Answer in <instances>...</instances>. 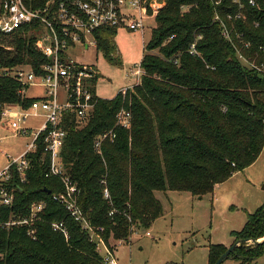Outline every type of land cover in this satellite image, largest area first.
<instances>
[{
  "label": "trees",
  "instance_id": "1",
  "mask_svg": "<svg viewBox=\"0 0 264 264\" xmlns=\"http://www.w3.org/2000/svg\"><path fill=\"white\" fill-rule=\"evenodd\" d=\"M164 2L141 60L145 74L135 90L126 96L119 92L110 99L99 97L82 127L70 115L64 119L68 133L63 162L79 189L86 219L107 243L127 242L133 226L146 228L163 215L156 191H188L202 198L252 165L264 149V76L237 56L239 47L251 59L264 58L259 50L264 47V0L254 5L250 0ZM223 22L238 47L222 34ZM115 31L96 33L97 46L106 56L115 49ZM40 32V25L34 24L0 37V103L31 102L20 97V82L1 72L17 65L39 72L47 62L36 48ZM239 33L250 42L249 48ZM194 42L201 55L190 53ZM121 108L132 113L129 128L116 125ZM110 129L116 137L97 151L95 138ZM29 158L27 181L15 190L14 204L1 207L0 214L24 217L35 201L45 200L47 206L36 223V240L23 226L0 230V264H102L88 231L53 199L64 185L47 175L49 157L41 141ZM13 179L8 186L19 182L16 173ZM53 222H63L67 236L54 230ZM231 234L234 243L263 238L264 204L248 213L243 228ZM209 248L214 264L228 247L217 243ZM263 252L264 242L244 243L230 257L255 264Z\"/></svg>",
  "mask_w": 264,
  "mask_h": 264
},
{
  "label": "built area",
  "instance_id": "2",
  "mask_svg": "<svg viewBox=\"0 0 264 264\" xmlns=\"http://www.w3.org/2000/svg\"><path fill=\"white\" fill-rule=\"evenodd\" d=\"M239 2V0H234ZM162 0H0V37L8 36L24 27L38 24L41 32L36 42V48L47 58L41 65L39 72L30 65H17L12 68H3L1 75L16 79L21 87L19 94L22 99H32L30 103L5 102L0 103V122L6 125L10 121L11 127L17 134L31 136V141L20 156L14 159L0 172V208L12 206L15 199V190L21 183L27 181L30 168V153L38 148L39 141L44 144V153L48 155V176L57 177L64 189L55 192L54 201L62 204L68 213L82 227L88 231L92 241L96 243V250L101 256L102 264H118L111 243H107L101 233L90 225L86 219L78 200L79 189L71 179L67 167L62 159V148L67 136L64 123L65 116L75 121L77 127L85 125L94 113L99 99L95 83L99 71L92 65L76 62L70 55L69 49L81 44L85 48L97 45L96 33L106 28L126 27L130 30H143L145 21L164 6ZM254 5L255 0H250ZM152 12V14H150ZM232 14H228L231 19ZM240 17V14L236 15ZM218 19V16H216ZM222 34L231 43L233 42L229 29L222 23ZM237 37L245 48L250 42ZM235 47L237 44L233 42ZM259 50L264 52V47ZM190 53L201 55L196 49V42L191 44ZM237 56L248 68L255 69L264 76V58L256 61L246 56L239 47ZM177 63V60H175ZM145 74L141 63L136 69H130L128 75L136 78L131 86H126L120 92L125 96L127 92L141 82ZM32 87H41V93H33ZM43 115V123L36 129L28 127L26 122L30 116ZM132 123V113L126 108L116 115V125L129 128ZM34 129V130H33ZM33 130V131H32ZM116 137L114 129L107 130L95 138L94 146L101 152L103 142ZM18 175L19 182H13L14 174ZM102 183H106L102 180ZM105 197L110 198L108 188L104 190ZM45 200L35 201L26 216L10 215L3 218L0 214V230H9L14 226L27 228L28 235L37 239L36 223L46 208ZM114 211L110 212L112 215ZM54 230H59L67 236V229L63 222H53ZM135 226L132 230H135ZM99 230H103L99 228ZM149 234V233H148ZM121 241V240H120Z\"/></svg>",
  "mask_w": 264,
  "mask_h": 264
},
{
  "label": "rangeland",
  "instance_id": "3",
  "mask_svg": "<svg viewBox=\"0 0 264 264\" xmlns=\"http://www.w3.org/2000/svg\"><path fill=\"white\" fill-rule=\"evenodd\" d=\"M158 12L145 21L143 30L116 29L113 36L115 49L110 56H106L97 45L85 48L77 44L69 49V55L76 62L92 65L99 71L95 83L99 97L113 98L136 82L128 72L141 63L145 46L157 24ZM135 87L128 92L134 91ZM31 90L33 93L42 92L41 87H32ZM43 121V115L30 116L26 125L36 129ZM30 141L31 136L17 134L10 121L6 125L0 122V172L22 154ZM263 178L264 151L250 169L236 172L216 185L213 193L202 198L188 191H156L163 215L146 228H135L129 241L110 244L118 264H210V245L231 246L235 240L231 232L241 230L248 213L257 209L258 194L264 193L261 189ZM222 264L241 262L231 256ZM255 264H264V252Z\"/></svg>",
  "mask_w": 264,
  "mask_h": 264
},
{
  "label": "water",
  "instance_id": "4",
  "mask_svg": "<svg viewBox=\"0 0 264 264\" xmlns=\"http://www.w3.org/2000/svg\"><path fill=\"white\" fill-rule=\"evenodd\" d=\"M264 189V185L262 187ZM50 193V191H48ZM264 242V237L259 239H240L237 242L233 243L231 246L227 248V250L221 254L218 260L214 264H222L227 258L230 257L232 251L236 249V247L240 246L244 243H253V244H260Z\"/></svg>",
  "mask_w": 264,
  "mask_h": 264
},
{
  "label": "crops",
  "instance_id": "5",
  "mask_svg": "<svg viewBox=\"0 0 264 264\" xmlns=\"http://www.w3.org/2000/svg\"><path fill=\"white\" fill-rule=\"evenodd\" d=\"M142 58H143V56H142ZM263 151H264V149H263ZM263 151H262V153H263ZM262 153H261V154H262ZM261 154H260V156H261ZM260 156H259V157H260ZM259 157H258V159H259ZM258 159H257V160H258ZM257 160H256L253 164H255V163L257 162ZM253 164H252V165H253ZM252 165H250L249 167L245 168L244 171L250 169V167H251ZM263 180H264V178H263ZM220 184H221V183H220ZM217 185H218V184H217ZM261 189H263V188H261ZM255 204H257L256 206H258V207L261 206L262 204H264V193H263V194H258L257 201H256ZM258 207H257V208H258ZM118 242H121V241H118ZM111 243H113V242H111Z\"/></svg>",
  "mask_w": 264,
  "mask_h": 264
}]
</instances>
